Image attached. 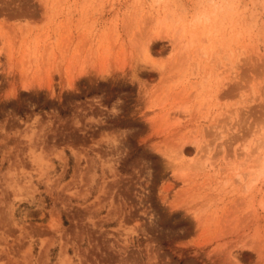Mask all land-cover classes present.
I'll return each instance as SVG.
<instances>
[{
	"label": "rangeland",
	"instance_id": "rangeland-1",
	"mask_svg": "<svg viewBox=\"0 0 264 264\" xmlns=\"http://www.w3.org/2000/svg\"><path fill=\"white\" fill-rule=\"evenodd\" d=\"M0 264H264V0H0Z\"/></svg>",
	"mask_w": 264,
	"mask_h": 264
},
{
	"label": "bare ground",
	"instance_id": "bare-ground-1",
	"mask_svg": "<svg viewBox=\"0 0 264 264\" xmlns=\"http://www.w3.org/2000/svg\"><path fill=\"white\" fill-rule=\"evenodd\" d=\"M146 49L148 50V47H146ZM148 52V51H147ZM21 199V198H20Z\"/></svg>",
	"mask_w": 264,
	"mask_h": 264
}]
</instances>
